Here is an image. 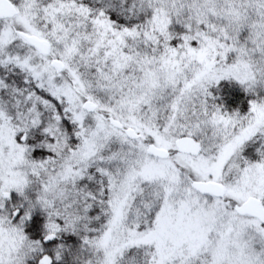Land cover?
<instances>
[{
  "label": "snow or ice",
  "instance_id": "snow-or-ice-1",
  "mask_svg": "<svg viewBox=\"0 0 264 264\" xmlns=\"http://www.w3.org/2000/svg\"><path fill=\"white\" fill-rule=\"evenodd\" d=\"M0 264H264V0H0Z\"/></svg>",
  "mask_w": 264,
  "mask_h": 264
}]
</instances>
